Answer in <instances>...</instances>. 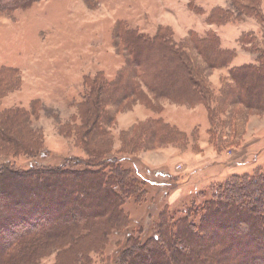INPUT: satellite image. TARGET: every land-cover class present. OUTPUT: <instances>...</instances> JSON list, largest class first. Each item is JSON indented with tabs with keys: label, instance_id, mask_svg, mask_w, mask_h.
<instances>
[{
	"label": "rangeland",
	"instance_id": "1",
	"mask_svg": "<svg viewBox=\"0 0 264 264\" xmlns=\"http://www.w3.org/2000/svg\"><path fill=\"white\" fill-rule=\"evenodd\" d=\"M182 1L190 9V0H42L26 10L0 16V70L16 69L18 77L11 85L19 84L14 91L10 90L13 87L1 90L0 112L24 111V116H18L13 123L16 129L9 130L10 134L35 138L43 150L42 155L29 157L0 148V168L11 166L24 171L32 167L61 168L72 166L74 159L90 160L93 150H88L87 142L95 137L90 136L86 141L82 124L88 113L79 108L88 92L85 79L90 83L99 72H103L108 79L115 80L127 66L126 55L114 46L113 33L117 24L127 23L140 33L155 36L160 24L175 25V19L182 16ZM246 1L242 0V4ZM256 2L259 3L260 17L245 13L237 21L235 14L227 22L242 27L243 33L237 40V47L227 50L234 53L230 64L206 74L211 95L205 105L189 107L168 100H151L162 111L168 106L185 112L181 119L188 133L180 131L183 139L177 137L163 146L146 140V134L154 127L148 123L150 119H140L144 116L139 109L149 112L154 109L148 108L143 101H121V105L109 103L104 107L108 123L101 143L103 150L110 157L122 159L124 168L133 171L132 178L147 183V195L139 202L128 200L123 206V213L129 220L125 230L110 229L108 236H101L100 245L97 243L96 249L90 248V252L84 253L76 248L71 259L70 254L65 256L70 263L75 259L72 263L120 264L129 240L156 236V225L163 212L170 214L169 230L172 232L177 231L176 221L187 220L189 224L197 225L200 222L198 207L214 200L216 193L233 176L264 171V150H261L264 147V112L246 110L236 98L223 97L234 87L231 70L258 66L256 52H264V0ZM230 5L228 0L227 8L220 9L229 10ZM190 11L196 15L197 21L198 15H204ZM180 22L184 26L192 24L185 19ZM243 36L246 41L242 43ZM184 40L177 37L175 42ZM240 54L244 58L240 62L244 64L238 66L236 58ZM196 60L204 68L203 62L199 58ZM190 110L195 111L187 116ZM259 142L257 150L249 151ZM91 145L96 147V144ZM50 185L58 191L66 187L64 182L57 185L52 181ZM43 196L41 193L33 200L40 201ZM90 199L89 205L96 202V196ZM7 208L8 215L4 214ZM62 208V204L54 209L46 205L29 207L28 212L17 217L13 207L8 205L0 210V214L5 217V224L11 217L18 224L41 223L43 228L47 223L62 228L60 223L69 215L61 221L52 217L54 211L60 212ZM18 230L10 227L8 232L19 233ZM7 239H0V251ZM58 245L63 251L68 244L64 239ZM73 251L71 248L70 253ZM57 255L58 251L53 252L43 258L41 264H57Z\"/></svg>",
	"mask_w": 264,
	"mask_h": 264
},
{
	"label": "trees",
	"instance_id": "2",
	"mask_svg": "<svg viewBox=\"0 0 264 264\" xmlns=\"http://www.w3.org/2000/svg\"><path fill=\"white\" fill-rule=\"evenodd\" d=\"M40 1L0 0V16L26 10ZM230 2L229 10H212L207 22L221 26L235 14L239 21L245 13L260 17L256 0H247L245 4L242 0ZM189 7L197 14L204 13L194 6L193 0ZM137 30L127 23H119L114 29V46L127 57V66L115 80L108 79L103 72L90 83L85 79L88 92L79 108L88 113L82 124L86 141L90 136L95 137L87 142L88 150H93L92 158L74 159L72 166L61 168L32 167L27 171L11 166L0 168V210L11 205L18 217L28 212L29 207L46 205L54 209L62 204L60 212H53V219L61 221L69 215L60 223L62 228L47 223L41 228V223L28 226L16 223L11 217L5 224V217L0 214V239L8 238L0 251V264H41L43 258L56 251L57 264H75L72 263L75 259L70 263L65 256L70 254L71 259L76 248L84 253L90 252V248L96 249L101 236H108L110 229L125 230L129 220L123 213V206L131 199L141 201L147 195V183L132 178L133 171L124 168L122 159L110 157L103 150L101 143L108 123L104 107L109 103L121 105V101H143L148 108L161 113L162 109L155 107L152 101L168 100L189 107L205 105L211 95L206 74L228 66L234 58L233 52L221 49L216 33L202 37L191 32L182 43H176L169 27L160 26L155 36ZM241 41H246L245 36ZM256 53L258 66L231 70L234 87L223 97L236 98L246 110L264 112V52ZM196 58L203 62L204 68ZM17 77L16 69H1L0 94L5 87H13L10 89L13 91L19 88V84L11 85ZM23 112L20 109L0 112V148L29 157L42 155L43 150L35 138L10 134L9 130L16 129L13 123L18 116H24ZM148 123L154 128H149L146 140L158 146L170 144L177 137L183 139L177 128L163 120L150 119ZM91 144H96L97 149ZM121 154L124 155L122 151ZM52 181L57 185L64 182L66 187L62 191L52 189ZM41 193L44 196L40 201L33 200ZM92 196H96V202L89 205ZM198 211L199 224L176 221L177 231L173 232L169 230L170 214H160L156 236L129 240L120 264H264V171L233 176L216 193L214 200L199 206ZM4 214L8 215V208ZM10 227H17L19 233L8 232ZM64 239L69 249H65L66 246L61 251L58 242ZM71 248H74L73 253H70Z\"/></svg>",
	"mask_w": 264,
	"mask_h": 264
},
{
	"label": "crops",
	"instance_id": "3",
	"mask_svg": "<svg viewBox=\"0 0 264 264\" xmlns=\"http://www.w3.org/2000/svg\"><path fill=\"white\" fill-rule=\"evenodd\" d=\"M183 2V1H182ZM194 4L199 7L200 9L204 10V15H198V21L196 19V15L192 14L190 9H188V4L183 2L182 8V16L178 17L175 19L176 23L175 25H171L168 23H162L159 26H168L171 27L174 31V38L178 37V40H184V38L187 36V34L191 31H194L198 34H200L202 37L206 36L208 33H216L221 41V47L224 50H234L237 47V40L240 38V36L243 33V30L241 29L242 27L236 26L235 23H227L225 25H211L207 22V18L209 14L212 12V10L216 8H223L226 9L228 6V0H193ZM209 12V13H206ZM202 16H205L203 18ZM185 19L189 21V26H184V23H181L182 19ZM194 18V20H193ZM197 21V23H194ZM184 24V25H183ZM192 25V26H190ZM177 28V29H176ZM246 30H244L245 32ZM180 33V34H179ZM175 38V39H176ZM234 44V45H233ZM240 54L238 56L237 62L238 66L243 65L244 63L240 62L244 58ZM176 109V110H173ZM183 110L180 108H169L168 106L164 107L163 111L161 113H156V112H149L146 111L145 109L141 108L139 109L140 114L144 116V118H140L142 120L146 119H153V120H163L165 123L177 128L181 132L188 133V130L184 126L185 124L183 123L181 116H184L185 112H182ZM195 110H190L187 113V116L191 115ZM182 113L183 115H180ZM193 115V114H192ZM126 129V128H125ZM261 142L256 143L254 146L249 149V151H254L255 149H258V146ZM257 146V147H256ZM253 149V150H252ZM262 152L264 150V147L261 148ZM261 150L259 153L261 154ZM259 155V154H258Z\"/></svg>",
	"mask_w": 264,
	"mask_h": 264
}]
</instances>
